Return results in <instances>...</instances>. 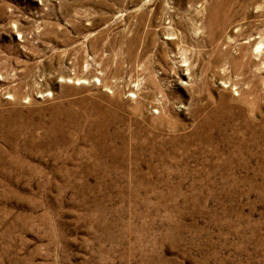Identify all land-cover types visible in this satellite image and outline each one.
<instances>
[{
  "label": "rangeland",
  "instance_id": "374dc122",
  "mask_svg": "<svg viewBox=\"0 0 264 264\" xmlns=\"http://www.w3.org/2000/svg\"><path fill=\"white\" fill-rule=\"evenodd\" d=\"M0 264H264V0H0Z\"/></svg>",
  "mask_w": 264,
  "mask_h": 264
}]
</instances>
